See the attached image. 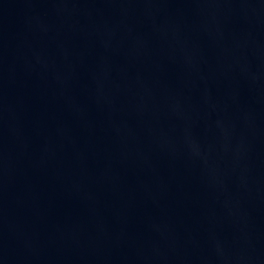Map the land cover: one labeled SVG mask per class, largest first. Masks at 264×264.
I'll use <instances>...</instances> for the list:
<instances>
[{
  "label": "water",
  "instance_id": "95a60500",
  "mask_svg": "<svg viewBox=\"0 0 264 264\" xmlns=\"http://www.w3.org/2000/svg\"><path fill=\"white\" fill-rule=\"evenodd\" d=\"M0 264H264V0H0Z\"/></svg>",
  "mask_w": 264,
  "mask_h": 264
}]
</instances>
